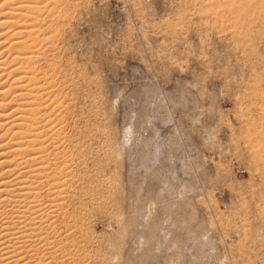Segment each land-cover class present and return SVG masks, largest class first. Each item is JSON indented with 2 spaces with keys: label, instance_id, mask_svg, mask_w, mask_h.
<instances>
[{
  "label": "rangeland",
  "instance_id": "obj_1",
  "mask_svg": "<svg viewBox=\"0 0 264 264\" xmlns=\"http://www.w3.org/2000/svg\"><path fill=\"white\" fill-rule=\"evenodd\" d=\"M20 2L82 164L74 263L264 264V0Z\"/></svg>",
  "mask_w": 264,
  "mask_h": 264
},
{
  "label": "bare ground",
  "instance_id": "obj_2",
  "mask_svg": "<svg viewBox=\"0 0 264 264\" xmlns=\"http://www.w3.org/2000/svg\"><path fill=\"white\" fill-rule=\"evenodd\" d=\"M21 4L0 3L9 8L0 11V264H75L89 244L74 170L80 162L64 149L62 120L51 117L65 110L49 97L56 86L36 79V21Z\"/></svg>",
  "mask_w": 264,
  "mask_h": 264
}]
</instances>
